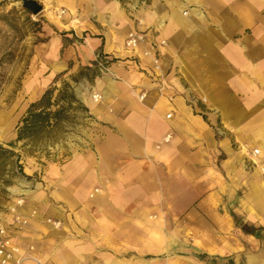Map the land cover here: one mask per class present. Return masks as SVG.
I'll use <instances>...</instances> for the list:
<instances>
[{
	"label": "crops",
	"instance_id": "crops-1",
	"mask_svg": "<svg viewBox=\"0 0 264 264\" xmlns=\"http://www.w3.org/2000/svg\"><path fill=\"white\" fill-rule=\"evenodd\" d=\"M109 10H94L104 25L124 17L117 2ZM145 13L153 27L142 28L167 40L165 90L125 60L129 27L121 61L97 82L102 100L83 92L95 124L87 143L65 168L45 173L53 184L20 207L31 216L22 242L0 215L45 264H207L197 253L235 254L226 236L263 233L264 0H157ZM91 39L88 58L116 52L104 37Z\"/></svg>",
	"mask_w": 264,
	"mask_h": 264
},
{
	"label": "rangeland",
	"instance_id": "rangeland-1",
	"mask_svg": "<svg viewBox=\"0 0 264 264\" xmlns=\"http://www.w3.org/2000/svg\"><path fill=\"white\" fill-rule=\"evenodd\" d=\"M38 1L44 9L33 15L23 7L22 0H0V215L10 218L12 228L19 231L14 235L21 242V231L27 225L19 227L14 223L12 208L23 197L15 191H29L24 196V205L33 201L32 196L37 199L41 190L46 191L48 185L53 184L44 174L55 166L65 168L73 152L87 143L88 132L95 126L94 120L88 118L90 114L81 107L87 105L83 92L86 88L95 92L98 80L107 70L103 71L95 61L99 49L88 58L83 53L85 47L92 36L104 37L115 45L112 64L121 61L119 53L129 27H153L147 22L145 12L148 13L157 0ZM116 2L124 17L104 25L94 10L103 11L109 17V9ZM89 27L95 29L94 32H90ZM115 53H118L117 58ZM70 56L77 58V66L73 67L77 61L69 60ZM67 61L69 68L65 66ZM65 86L78 101H73V107L66 106L63 125L42 136L18 140V126L30 104L39 100L48 88L56 87L52 101L59 99V104L67 105L68 97L60 99V90ZM234 218L238 226L247 229L242 217L235 214ZM0 220L4 221L1 217ZM180 221L176 227L183 228L185 221L183 218ZM262 232L258 239L243 232L226 236L224 242L232 245L235 254L220 256L199 252L197 255L207 264H247L249 252L258 253L264 248V230ZM181 247L182 241L175 249L183 254ZM180 259L175 264H183L182 259L188 261Z\"/></svg>",
	"mask_w": 264,
	"mask_h": 264
},
{
	"label": "built area",
	"instance_id": "built-area-1",
	"mask_svg": "<svg viewBox=\"0 0 264 264\" xmlns=\"http://www.w3.org/2000/svg\"><path fill=\"white\" fill-rule=\"evenodd\" d=\"M123 45L127 53L125 60H127L128 64L146 71L153 81L159 82V90H165L167 87V71L164 68V59L160 49L167 45V40L158 39L155 33L150 32V29L136 27L134 31L124 39ZM113 60L111 56L102 52L95 55V61L103 71L109 69ZM146 94V92H143L141 97H145ZM102 98L103 95L101 92H95L94 99L96 101H100ZM203 100L207 101L206 98H203ZM168 116L170 117L171 113H169ZM169 137L170 135H168L166 139H169ZM253 153L259 154L260 149L255 148ZM24 204L25 199L22 197L16 201L15 206L12 208L14 223L19 227H24L30 222L31 216H27L19 210ZM34 214H36V211H33L31 215L33 216ZM48 222L52 223L55 227L61 226L60 220L48 218ZM30 249H34V246H30ZM29 259L36 261L38 264H45L35 256L28 254L27 251L13 239L6 223L0 220V264H22Z\"/></svg>",
	"mask_w": 264,
	"mask_h": 264
},
{
	"label": "trees",
	"instance_id": "trees-1",
	"mask_svg": "<svg viewBox=\"0 0 264 264\" xmlns=\"http://www.w3.org/2000/svg\"><path fill=\"white\" fill-rule=\"evenodd\" d=\"M55 89L56 87L48 88L39 100L30 104L18 126V140L42 136L48 130L58 127L62 123V118L66 115V106L73 107V101H78L75 94L69 92L66 86L60 90V99L68 97V104H59V99L52 101ZM81 107L84 111L88 110L84 105H81Z\"/></svg>",
	"mask_w": 264,
	"mask_h": 264
},
{
	"label": "water",
	"instance_id": "water-1",
	"mask_svg": "<svg viewBox=\"0 0 264 264\" xmlns=\"http://www.w3.org/2000/svg\"><path fill=\"white\" fill-rule=\"evenodd\" d=\"M22 5L33 15H38L44 9V5L40 3L38 0H22ZM256 254L260 255V257H263V261H264V248L262 249L261 252H258Z\"/></svg>",
	"mask_w": 264,
	"mask_h": 264
},
{
	"label": "bare ground",
	"instance_id": "bare-ground-1",
	"mask_svg": "<svg viewBox=\"0 0 264 264\" xmlns=\"http://www.w3.org/2000/svg\"><path fill=\"white\" fill-rule=\"evenodd\" d=\"M98 14V13H96ZM121 14V13H120ZM112 20V19H111ZM76 21H78V19H76ZM94 95L95 93L92 95L93 99H94ZM95 100V99H94ZM96 101V100H95ZM98 188H95L94 192H98L99 189L97 190ZM94 192L91 194L93 195ZM247 264H263L264 261H263V257H260V255L256 254V253H253V252H249L247 254Z\"/></svg>",
	"mask_w": 264,
	"mask_h": 264
}]
</instances>
